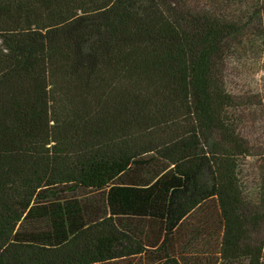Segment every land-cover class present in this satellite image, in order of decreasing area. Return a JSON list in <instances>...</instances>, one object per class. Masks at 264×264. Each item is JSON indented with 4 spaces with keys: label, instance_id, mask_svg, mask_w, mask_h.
Returning <instances> with one entry per match:
<instances>
[{
    "label": "trees",
    "instance_id": "16d2710c",
    "mask_svg": "<svg viewBox=\"0 0 264 264\" xmlns=\"http://www.w3.org/2000/svg\"><path fill=\"white\" fill-rule=\"evenodd\" d=\"M205 10L0 0V264H264V147L218 73L238 24Z\"/></svg>",
    "mask_w": 264,
    "mask_h": 264
},
{
    "label": "rangeland",
    "instance_id": "374dc122",
    "mask_svg": "<svg viewBox=\"0 0 264 264\" xmlns=\"http://www.w3.org/2000/svg\"><path fill=\"white\" fill-rule=\"evenodd\" d=\"M187 2L190 6L204 5L205 11H209L208 14L225 20L231 19L238 24L237 33L228 38L225 61L219 64L218 73L236 106L245 109V117H241L238 131H243L254 145L264 147V15L261 17L250 15V18L249 16L244 18L243 2L238 0H187ZM241 171L242 180L249 193L258 186L260 189L262 186L264 188L262 158L248 157L245 165L241 166ZM252 195L255 198L254 193ZM253 203L257 209L264 207V201L259 197H256ZM261 233L259 229L252 228L250 237L253 239Z\"/></svg>",
    "mask_w": 264,
    "mask_h": 264
}]
</instances>
